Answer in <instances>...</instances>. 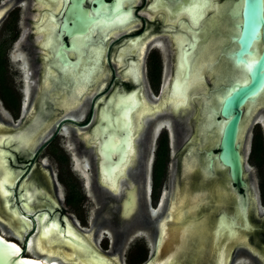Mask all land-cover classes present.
I'll list each match as a JSON object with an SVG mask.
<instances>
[{"label":"flooded vegetation","instance_id":"1","mask_svg":"<svg viewBox=\"0 0 264 264\" xmlns=\"http://www.w3.org/2000/svg\"><path fill=\"white\" fill-rule=\"evenodd\" d=\"M242 5L0 0L2 82L16 109L1 96L0 102L23 122L0 132L1 215L6 229L23 236V242L11 239L27 255H34L26 249L29 238H39L50 223L66 227L68 221L85 236L75 210L80 220L119 231L123 205L131 200V233L155 228L153 219L181 215L180 227L202 220L209 230L214 253L202 262H232L234 254L226 253L237 249L247 264H263L264 85L242 106L244 185L233 181L226 157L219 156L231 118L222 113L228 89L249 77V61L264 49L261 27L237 58ZM262 6L264 17V0ZM123 101L125 114L118 108ZM8 116L0 112L1 122L11 123ZM30 130L33 142L17 150L15 132ZM140 239L148 250L145 238L133 241Z\"/></svg>","mask_w":264,"mask_h":264},{"label":"water","instance_id":"2","mask_svg":"<svg viewBox=\"0 0 264 264\" xmlns=\"http://www.w3.org/2000/svg\"><path fill=\"white\" fill-rule=\"evenodd\" d=\"M236 15L240 21L238 24L239 33L235 38L239 44L237 50V58L240 60L241 55L249 50V46L252 40L257 36L259 29H263V38H264V17H263V6L262 0H243L242 8L237 11ZM264 85V49L259 59L256 60L251 66L249 71V77L244 80L241 84L237 82L232 84L228 89V96L224 100L222 106V113L231 114V118L226 123L224 128V135L222 138L221 149L219 156L224 159L226 157L227 163L230 166V172L233 178V181L239 185H244V182L241 179L242 174V156L239 151L241 148V134L242 132V123L241 113L242 106L246 101L251 100L256 97L259 91ZM118 108L123 110V114L127 112V102H120ZM107 115V113L105 114ZM114 152H119V147L115 145L112 148ZM109 148L107 147L104 150L105 156L109 159ZM111 168H107V172L111 173ZM2 224V220H0ZM52 223H50L51 225ZM57 224V235L65 242L74 243L77 238L85 236L77 232L72 225L66 221V227H63L60 223ZM48 227V226H47ZM44 227L41 231V236L45 231ZM69 229V232H68ZM40 236V237H41ZM86 241V240H85ZM86 248L90 254V257L97 264H106L107 262H112L114 264H120L116 259L111 258L104 253H102L96 246L91 243L85 242ZM45 245L48 246V242H45ZM35 253L39 252L33 248ZM233 251H228L226 255H232ZM222 256V252H221ZM39 256L27 255L25 253V248L21 247L14 240L7 238L2 233H0V264H47L38 258ZM222 258V257H221ZM51 257H48V260ZM227 259V258H226ZM152 258H150L145 264H150ZM83 264V263H81ZM225 264H227L225 262Z\"/></svg>","mask_w":264,"mask_h":264},{"label":"bare ground","instance_id":"3","mask_svg":"<svg viewBox=\"0 0 264 264\" xmlns=\"http://www.w3.org/2000/svg\"><path fill=\"white\" fill-rule=\"evenodd\" d=\"M178 90H180V89H178ZM27 92L28 91H26V93ZM181 96L182 95L178 94L176 96L174 95L173 98L174 99H176V98L179 99V98H181ZM177 99H176V101H177ZM187 104H189V103H187ZM181 106H180V108H182ZM139 114L140 113H138L137 115H139ZM145 115H147V114H145ZM2 125H3V122H0V132H1V129H2V127H1ZM13 134L14 133L12 132V135H11L10 138L13 137ZM15 136H17V137L15 138ZM13 138L14 139L19 138L18 139L19 145L17 146V148H18L17 150H23V148L28 147L33 142L34 134H33V132L31 130L30 131H23V132H20V133L17 131V132H15ZM10 140L7 141V144L8 145L11 143ZM2 141L0 142V146L2 144ZM4 141H5V139H4ZM15 143H17V142H15ZM6 161L4 160L3 163H6ZM189 166H190L189 168L191 169V165L190 164H189ZM125 171H126V169H125ZM10 172H9V174H10ZM0 175H1V173H0ZM189 175H191V174H189ZM2 176H4V175H2ZM123 177H125V176H123ZM2 179H4V177H2ZM121 179H123L122 176H121ZM5 180L6 179H4V181ZM8 181L7 182L5 181V183L7 184ZM118 182H119V180H118ZM184 183H185V181H184ZM6 186H8V185H6ZM132 203H134V202L133 201L131 202V200H127L124 203V205H123V207H124L123 208L124 215L122 217V220L121 221H118V224H120V226H124V224H126V227H127V226H129L131 224V221H132V215H131V206H132ZM181 218H182L181 215H179V216L170 215L168 217L163 218L162 220L159 219L160 220L159 221L160 223H158V226L156 225V227L154 228V230H149V231H146V232H145V230H139L137 232L135 231L136 233H134L133 235H131V237L129 236L130 237L129 239L132 241V240H134L137 237H141L145 233L148 234L150 251H152V254L155 253L154 259L152 260V262L150 264H185V261L182 262V259L185 256L188 257L189 255H191V257H193V258L194 257H196V258H200V257L203 258L205 256H207L208 258H211L213 256V253H214V248L211 247L212 246L211 245V238H210L211 236H210L209 230L206 227L205 223L202 220H200V221H193L192 220L185 227L182 228V227H180L178 225V221L181 220ZM170 219L173 221L172 224H168V222H167ZM25 223H27V222H25ZM155 223H157V220H156ZM42 227H43V225H42ZM121 230L119 232H122ZM57 232H58L57 224H55V223H52L51 225L49 224V226L46 227L45 228V231L42 233L43 236H41V237H39L37 239H34V238H31L30 239L29 238L30 240H28V242H27L26 249L29 250V251H31L35 247L36 250H38L40 253L43 254V257H39L40 261H42L44 263H47V264H62V263H69V264L70 263L71 264H81V263H83V264H97L90 257V254H89V252H88V250L86 248V243H85V242H88V243L92 242L93 241L92 236L85 235V240L86 241L83 239V237L77 238V240L74 239L75 244L80 243V244H78L79 246H75L74 243H73L74 244L73 245L72 243H69L67 241L64 242L57 235ZM68 232H69V229H68ZM104 232L108 234V236L110 237L111 240L114 239V234H113V232H111V230L106 229V230H104ZM130 234L131 233H129V235ZM218 238H220L219 235L217 236V240H218ZM45 242H48V246L45 245ZM235 242L236 241L233 240V243H235ZM191 248L194 249V251L192 250L194 252L193 254H190ZM48 257H51V259L48 260ZM198 260H200V259H198ZM202 260L203 259H201V261ZM191 264H198V263L196 262V263H191ZM219 264H220V262H219Z\"/></svg>","mask_w":264,"mask_h":264},{"label":"rangeland","instance_id":"4","mask_svg":"<svg viewBox=\"0 0 264 264\" xmlns=\"http://www.w3.org/2000/svg\"><path fill=\"white\" fill-rule=\"evenodd\" d=\"M214 22L219 23L218 19H215ZM10 111H12V110L10 109ZM0 112L2 113V115H4V114L9 115L8 117L11 121V123H9V124H6L3 122L5 124V125L3 124L1 126L3 129L4 128L16 129L22 125L23 122L18 121L16 119H13L12 116L10 115V112L6 111L4 109L1 102H0ZM0 122H1V119H0ZM74 212H73V217L81 225L82 231L84 232V234L92 236L93 241L92 240L91 241H92L93 245H95L99 250H101L102 253H105L107 256L116 259L118 263H120V264H131V260H133V261L137 260L138 261L137 264H145L148 261L147 259L152 255V251H150V248L147 250L144 242L141 239L137 240V241L132 240L133 241L132 242L129 238L131 237V235H133L134 233H136L139 230H145V232H146L147 230H154V228H152V229H150V228L149 229H145V228L137 229V230H135L136 232L134 231L131 233V224L127 227L125 224H124L125 226H120V224H119V229L121 228L122 230L121 229L120 230L122 232H119L120 231L119 230V231L114 233L113 229H111L107 225H101L100 226V224H98V223L91 222L90 218L83 217V220H80L78 218V216H79L78 214H79L80 210H75ZM1 213H2V208H1V202H0V220H3ZM79 220H80V222H79ZM121 220H122V217L119 218V221H121ZM156 220H157V224H158L159 219H153V221H156ZM96 229H97V231H96ZM106 229H109V230H111V232H113V234H114L113 240H111L110 237L108 236V234L104 232V230H106ZM126 232H128L127 236H125ZM0 233H2L4 236H6L7 238H10V239H11V237H16V238H18V240L20 242H23V236H17V234H14V233H12L11 230L6 229V227L1 223H0ZM129 233H131V234L129 235ZM218 235H220L219 236L220 238H222V239L224 238L223 235H221V234H218ZM238 236H239V240H242L244 238V236H242V235H238ZM141 237L145 238L149 244V239H148L147 233L143 234ZM118 239H120L121 241H123V239H124V242L122 243ZM78 244H80V243L75 244V246H79ZM217 245L219 246V244H217ZM140 247L143 248V252L140 256H138L140 254V251H141ZM192 250L194 251V249L191 248L190 254L194 253ZM236 250L235 251L233 250V254H234L235 259H233L231 262L230 257H229L227 264H247V261H249V260L240 259L238 252L236 253ZM29 253L34 254L33 256L43 257L42 253H40V252L35 253L33 251V249L31 251H29ZM153 255L155 256V254H153ZM206 258H207V256H205L203 258H201V257L200 258H196V257L193 258V257H191V255H189L188 257L185 256L182 259V262L185 261V264H191V263H196V262L199 263L201 261V259L204 260ZM198 259H200V260H198ZM62 264H69V263H62ZM106 264H114V263L109 261ZM199 264H211V260L209 262L208 261H203V262L201 261V263H199ZM257 264H261V263H257ZM263 264H264V262H263Z\"/></svg>","mask_w":264,"mask_h":264},{"label":"trees","instance_id":"5","mask_svg":"<svg viewBox=\"0 0 264 264\" xmlns=\"http://www.w3.org/2000/svg\"><path fill=\"white\" fill-rule=\"evenodd\" d=\"M3 70H4L3 65L2 63H0V96L3 99H7L8 102H6V104L9 108L15 110L16 101L14 98V93L11 90H9V88L5 87L2 82L3 81ZM263 196H264V193H263Z\"/></svg>","mask_w":264,"mask_h":264},{"label":"snow or ice","instance_id":"6","mask_svg":"<svg viewBox=\"0 0 264 264\" xmlns=\"http://www.w3.org/2000/svg\"><path fill=\"white\" fill-rule=\"evenodd\" d=\"M254 63H256L255 60H250V61H249V63H248V69H249V71L251 70V66H252Z\"/></svg>","mask_w":264,"mask_h":264}]
</instances>
